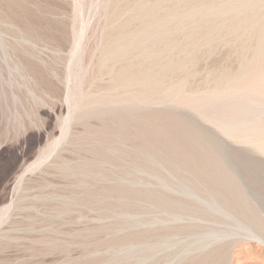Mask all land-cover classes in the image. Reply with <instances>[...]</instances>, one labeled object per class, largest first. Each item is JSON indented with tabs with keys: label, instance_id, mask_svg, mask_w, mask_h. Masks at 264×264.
Returning <instances> with one entry per match:
<instances>
[{
	"label": "rangeland",
	"instance_id": "obj_1",
	"mask_svg": "<svg viewBox=\"0 0 264 264\" xmlns=\"http://www.w3.org/2000/svg\"><path fill=\"white\" fill-rule=\"evenodd\" d=\"M209 3L0 0V264H162L211 230L264 235L263 148L213 120Z\"/></svg>",
	"mask_w": 264,
	"mask_h": 264
},
{
	"label": "bare ground",
	"instance_id": "obj_2",
	"mask_svg": "<svg viewBox=\"0 0 264 264\" xmlns=\"http://www.w3.org/2000/svg\"><path fill=\"white\" fill-rule=\"evenodd\" d=\"M209 1L210 3L208 5L210 7H208L209 14L207 15L210 23L209 35L211 41V53L213 55L211 62V67H212L211 96H212V112H213L214 123L217 124V126H219V128L225 133H227L231 138H240L243 139L242 141L245 140L247 142L254 143L257 146L263 148L262 150L263 152L264 151V0H209ZM0 38H1V32H0ZM107 74H109V72H107ZM66 79L64 80L66 81ZM69 95L70 94H68V97ZM64 131L66 132V130ZM258 142H261L260 143L261 145H259ZM21 173H23V171ZM233 184H235L236 186V194H235L236 197L244 196L247 198L250 195V193L248 194L247 192L246 189L247 187H244V185L239 186L238 184L235 183V181H233ZM246 215L248 214L246 213ZM243 230L246 233L242 234L241 232H234V231L231 232L232 230L225 231L224 229L222 231L211 230L209 233H206L204 236L201 235L203 237L202 239H197L194 242L187 243L183 247L180 246L182 247L181 248L182 252L176 250L172 254L169 253L170 255L166 257L167 258L166 261L162 262V264H219L221 258H226L228 264H240V260L238 256L239 254L241 256V254L243 253L242 250L245 248L250 250L260 251V253H264V235H262L259 232L251 230L249 226L244 227ZM250 239H254L257 242V244L253 246L252 244L249 243L250 241L243 243V241ZM213 240H215L216 242L211 244V241ZM252 247H254L255 249L254 248L251 249ZM177 253L179 254V256L177 255ZM224 255L226 256L228 255V256L224 257Z\"/></svg>",
	"mask_w": 264,
	"mask_h": 264
}]
</instances>
